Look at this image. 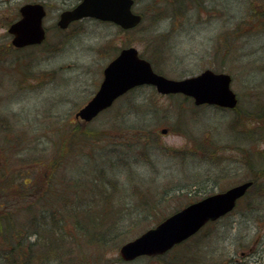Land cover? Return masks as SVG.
<instances>
[{
    "label": "rangeland",
    "instance_id": "1",
    "mask_svg": "<svg viewBox=\"0 0 264 264\" xmlns=\"http://www.w3.org/2000/svg\"><path fill=\"white\" fill-rule=\"evenodd\" d=\"M31 1L46 5L47 41L12 50L5 55L7 60H0V116L9 117L15 130L27 128L23 134L39 145L33 155L37 168L54 158V150L56 160L66 162L70 171L81 166L78 177L83 176V183L100 177L94 168L87 169L95 161L106 158V167L98 170L110 179H114V167H124L115 176L120 191L111 201L117 214L114 227L122 232L127 229L126 237L117 235L104 243V239L85 240L88 256L105 253L104 261L111 264H264V190L250 192L230 215L209 224L162 258L118 262L121 245L145 228L208 194L225 191L264 171V0H137L134 10L144 19L128 33L95 20L60 31L56 26L59 14L79 0H0V49L11 39L5 20H14L16 9ZM128 46H135L152 61L157 73L169 78L195 76L205 69L231 75L238 106L232 110L196 106L182 94L163 95L153 86L140 87L117 102L112 112L133 103L143 105V112L128 111L130 124L112 128L106 123L111 113L102 114L88 125L103 133L102 141L82 149L83 143H77L78 148L72 147L65 155L67 161L63 160L58 156L61 141L52 131L64 129L65 124L71 128L70 122L79 123L75 113L98 90L106 65ZM142 118V126L133 124ZM2 140L0 137V143ZM83 152L88 164L75 157ZM3 153L0 148V171L18 169L13 166L11 170L3 163ZM127 173L143 178L144 183H140L135 177L141 184L135 195ZM47 174L44 171L40 183ZM68 177L55 182L56 191L61 195L64 190L68 199L77 193L84 197V190H71L73 180ZM260 181L264 184V177ZM38 185L32 184L34 191ZM63 209L56 212L59 218H67ZM58 216L54 212L46 222L53 225ZM65 227L64 221L58 234L65 232ZM100 227L95 228L96 233ZM63 237L57 239L60 244L62 239H71ZM45 240L51 244L52 239H30L37 241L34 251L42 253L47 248Z\"/></svg>",
    "mask_w": 264,
    "mask_h": 264
},
{
    "label": "trees",
    "instance_id": "2",
    "mask_svg": "<svg viewBox=\"0 0 264 264\" xmlns=\"http://www.w3.org/2000/svg\"><path fill=\"white\" fill-rule=\"evenodd\" d=\"M18 8L16 9L14 20L19 16ZM14 20L7 21L6 19V26H9ZM12 50L15 49H13L9 42L5 47L0 49V60H7L5 55L10 54L8 52L12 54ZM128 106L130 107L129 109H127ZM112 110L105 112L107 116L111 113L108 117L109 120H106V123L111 128L112 126H127L129 123L126 120L129 118L128 111L139 114L145 108L143 105H135L133 103L131 106H124L118 112L113 113ZM139 120H136L133 124L142 126L144 124L143 118ZM75 123L70 122L71 128H68L65 124L62 130H51L62 144L61 148L58 147V150L59 148L62 149L61 152L60 150L58 151L60 153L58 156L66 161L67 156L65 157V155H69L71 148H75L77 143H83L80 148L82 149L89 147L90 143L92 145L100 143L104 136L102 132L89 128V124H86V127H84L81 123ZM25 130L27 128H17L15 130L9 123V117L7 119L0 116V137L3 138L0 148L4 151L3 163L10 165L11 170H13V166L18 167L15 171H0V264H111L104 261L105 253L97 256L93 252L88 256L85 245L89 244L88 242H92L93 239H104L102 241L104 243L106 240L112 239V237L117 235L123 239L126 237L124 232L127 229H123L122 232L121 229L116 231V226L114 227L117 221V214H114L115 211L113 210L115 202L111 201V198L113 199L117 192L120 191L115 176L116 174H120L124 167L120 166V164L114 167L113 174L115 175H112L114 179H110L102 175L104 173L101 174L98 170V167H106L107 162H104L106 158L95 161L93 162L94 165L87 169L94 168L93 171H98L100 177L97 175L99 178L95 181H85L83 183V176L78 177L79 174H82L80 172V170H83L81 166L79 168L73 167V172L70 171V166L68 167L66 162L56 160L57 156L54 150V158L51 159L50 157V159L43 162L41 167L37 168L35 165L37 159L33 160V155L35 154L34 148L39 145L31 141L32 137L23 134ZM103 132L106 133V131ZM124 152L127 153L126 151ZM79 154L81 156L76 155L75 157L86 160V156H83L86 155L85 152ZM87 157L93 158L94 155H88ZM123 157L126 158L124 154ZM86 161L88 164V159ZM57 162H59V165ZM110 162L114 163L112 160ZM24 164L27 165L24 166ZM44 171L49 174L43 177V181L40 183L39 180L44 175ZM69 171L70 173L68 174ZM138 175L133 173L126 174V178L132 184L133 195L137 194V191H140L141 187V184L136 181L135 177L139 178L140 183H144L143 178L140 177L141 175ZM67 177L68 180H73L70 185L71 190L77 189L78 192L82 193L84 190V197L77 193L71 194L73 199H68L64 190H62L63 194L61 195L56 191L55 182L58 179ZM263 177L264 171H260V173L259 171L255 172V177L251 178L255 183L240 203L246 200L252 192L259 190L260 194L264 190V184L259 180ZM36 183H39L38 191H34L32 186V184ZM262 196L263 194L258 197L261 198ZM147 204L149 205V202ZM62 206L64 209L66 208L64 212H67L68 221L65 217L59 218L56 213L57 210L62 209ZM40 210L42 212L41 215ZM54 212L58 216V219L51 225L50 221L46 222V218ZM112 212L113 214L111 215ZM50 218L53 220V216ZM64 221L65 226L67 224V228L65 227V232L58 234L61 233V228H64ZM83 221H85L84 224ZM69 224L72 225L68 227ZM99 226H101L100 233H96L95 228ZM61 235L64 237L66 235L71 236V239H62L61 241L63 242L60 244L57 239H61ZM41 237L43 239H52L51 244H48L45 240L47 248L42 253L34 251L37 241H30V239H40ZM65 240H67L66 243L64 242ZM85 240H88V242ZM159 258H162V256H159ZM120 261L122 262L121 259L118 260V262Z\"/></svg>",
    "mask_w": 264,
    "mask_h": 264
},
{
    "label": "water",
    "instance_id": "3",
    "mask_svg": "<svg viewBox=\"0 0 264 264\" xmlns=\"http://www.w3.org/2000/svg\"><path fill=\"white\" fill-rule=\"evenodd\" d=\"M134 0H82L75 8L61 13L58 26L66 29L71 22L91 17L111 21L124 29L137 26L141 16L134 14ZM20 18L8 32L12 45L24 48L40 45L46 39L43 20L45 6L27 3L19 9ZM232 77L226 73L205 70L196 76L170 79L157 74L149 61L139 56L135 47L123 49L104 70V78L95 96L76 113V118L92 121L116 99L141 85L154 86L159 93H182L192 97L196 105H217L235 108L238 99L231 88ZM164 133L167 130H163ZM252 182H245L225 192L208 196L171 215L156 227L146 231L120 248V256L133 261L140 256H155L168 252L177 244L198 233L209 221H216L231 212Z\"/></svg>",
    "mask_w": 264,
    "mask_h": 264
}]
</instances>
